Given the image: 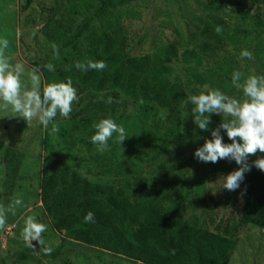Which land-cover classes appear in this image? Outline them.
<instances>
[{"label":"rangeland","instance_id":"rangeland-1","mask_svg":"<svg viewBox=\"0 0 264 264\" xmlns=\"http://www.w3.org/2000/svg\"><path fill=\"white\" fill-rule=\"evenodd\" d=\"M119 7L110 16L99 20L84 39L73 49L64 50L60 58L54 57L52 43L61 49L74 34L83 19L101 5L100 0H35L22 10L26 0H0V40L9 45L5 55L10 63L24 65L22 82L30 87L29 73L37 68L42 73L41 87L67 82L70 78L79 97L73 103V114L80 109L82 100L89 94H105L112 88L96 92L89 83L82 84L75 62L89 59V47L99 45V39L109 36L114 46L119 44L129 57H140L163 48H177V57L169 63L168 79L176 78L185 85L193 81L201 90L204 85L219 89L224 94L243 101V91L232 84V74L244 75L241 83L250 75H264V8L257 0H223L211 4L209 0H114ZM213 17L225 24L216 32ZM214 23L211 47L201 52L204 42L203 29ZM217 37H221L217 41ZM253 53L254 59H241L242 50ZM193 50L200 57L190 62L183 60V52ZM52 63L55 71L44 65ZM126 106L117 114H107L125 128L129 136L122 145L108 141V150L100 152L90 142L96 130L93 119L90 124L74 122L72 118L59 117L60 131L53 134L51 124L45 129L38 120L31 126L12 111L0 108V207L7 215L6 226L0 230V264H141L116 257L97 248L67 240L57 233L42 207L40 200L43 165L47 157L68 164L72 170L92 183L112 185L131 199L145 202L151 198L156 185L164 187L169 201L186 199L183 218L192 222L213 225L220 222L237 223L243 209L245 178L240 188L229 191L223 188L229 173L240 166L236 162L220 160L204 163L195 157L211 132L223 120L231 117L213 114L208 130H201L194 123L184 104L177 108L180 125L170 137L171 113L157 109L143 123L139 104L123 94L122 87L115 89ZM104 118V119H105ZM162 131H156L153 124ZM150 125V126H149ZM223 142L232 143L226 130L221 129ZM46 142V143H45ZM253 156L249 157L252 164ZM22 205L15 206V214L9 211L14 199ZM27 216H35L47 225L43 233L44 246L57 256L46 255L38 241L29 247L21 236ZM34 242V241H33ZM63 243V244H62ZM229 264H264V230L255 226L242 227L237 248Z\"/></svg>","mask_w":264,"mask_h":264},{"label":"trees","instance_id":"trees-1","mask_svg":"<svg viewBox=\"0 0 264 264\" xmlns=\"http://www.w3.org/2000/svg\"><path fill=\"white\" fill-rule=\"evenodd\" d=\"M34 1L26 0L22 10H27ZM209 1L218 5L223 0ZM100 2V7L83 19L60 53L73 49L99 20L107 18L119 7L114 0ZM258 3L264 8V0L251 2V7ZM211 19L220 27L225 24L221 18ZM215 25L208 22L203 29L205 40L199 47L203 53L211 47L208 41L214 39ZM220 38L217 37V41ZM99 45L89 47L88 60H103L107 68L103 71L89 70L80 74L79 80L87 84L92 79L97 93L107 87L114 90L87 95L77 113H71L72 120L90 124L93 119L119 113L127 103L115 90L122 87L123 94L139 104L143 123L147 124L149 115L157 109L170 112L171 125L163 134L173 135L180 125L177 108L184 104L185 110L191 114L194 105L188 97L206 91L200 90L193 81L185 86L179 78L173 82L168 79L169 63L177 57V48L172 46L144 56L129 57L121 49L122 44L114 46L109 36L101 37ZM182 56L185 62L200 60L193 50L184 51ZM109 97L111 103L107 102ZM58 119L57 116L55 121ZM154 127L156 131H162L155 122L152 129ZM261 157L264 153L258 152L252 162ZM245 184L239 221L220 222L213 225V230L207 224L203 226L199 222L185 220L186 199L170 202L162 185H156L151 190V198L142 202L131 199L112 185L92 183L68 164L49 157L43 165L40 200L54 230L62 235V242L74 241L141 264H229L242 227L252 225L264 230V171L252 166ZM89 211L94 213V223L84 222ZM57 254L51 255L56 257Z\"/></svg>","mask_w":264,"mask_h":264},{"label":"clouds","instance_id":"clouds-1","mask_svg":"<svg viewBox=\"0 0 264 264\" xmlns=\"http://www.w3.org/2000/svg\"><path fill=\"white\" fill-rule=\"evenodd\" d=\"M222 28H216L220 33ZM9 45L7 39L0 40V108L7 110L9 106L12 111L23 118L29 126L33 120L48 129L51 124L53 134L60 131L58 124L55 123L59 115L63 118H70L73 110V103L79 97L77 89L73 86L72 80L60 83H51L43 87L42 73L34 68L29 73L30 87L25 85L21 76L24 73L23 63L12 65L5 51ZM56 59L60 58L59 46L55 43L51 45ZM240 58L253 60V53L242 50ZM48 71H55L52 63L44 65ZM76 69L87 72L89 70L103 71L107 68L105 61L75 62ZM244 74L235 71L232 74V84L235 88L243 91L245 99L243 101L224 94L219 89L209 90L208 85H204L206 91H201L198 95H190L188 100L194 105L192 116L194 123L201 130H208L213 114L231 117L230 120L223 122L211 132L212 139L206 140L202 147L195 151V157L204 163H217L220 160L235 161L240 167L223 177V188L235 191L240 188L241 182L245 178V173L251 171V167L264 171V157L258 158L249 164V157L257 153H264V75H250L243 83L241 78ZM102 98V97H101ZM108 103H111L109 97ZM96 130L91 136L90 142L97 146V150L104 152L108 150V141L122 145L129 138L123 126L118 125L113 119L105 118L93 124ZM221 129L226 130L230 144L223 142ZM22 205V200L14 199L9 206V211L15 214V206ZM7 215L5 210L0 207V230L6 226ZM85 223H94V213L89 211L84 217ZM47 231V225L36 220L35 216H27L25 226L21 236L29 247H35L33 241H38L41 250L49 255L52 252L50 247L44 246L43 233Z\"/></svg>","mask_w":264,"mask_h":264},{"label":"water","instance_id":"water-1","mask_svg":"<svg viewBox=\"0 0 264 264\" xmlns=\"http://www.w3.org/2000/svg\"><path fill=\"white\" fill-rule=\"evenodd\" d=\"M33 244H34V246H36V244H37V241H34V242H33Z\"/></svg>","mask_w":264,"mask_h":264}]
</instances>
